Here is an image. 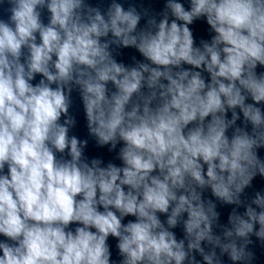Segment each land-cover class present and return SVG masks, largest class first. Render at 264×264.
<instances>
[{"label": "clouds", "instance_id": "9594fccd", "mask_svg": "<svg viewBox=\"0 0 264 264\" xmlns=\"http://www.w3.org/2000/svg\"><path fill=\"white\" fill-rule=\"evenodd\" d=\"M0 10V264H258L264 192L242 197L264 180V0ZM201 20L212 35L197 45ZM89 138L122 166L87 156ZM217 202L235 206L227 224Z\"/></svg>", "mask_w": 264, "mask_h": 264}, {"label": "water", "instance_id": "95a60500", "mask_svg": "<svg viewBox=\"0 0 264 264\" xmlns=\"http://www.w3.org/2000/svg\"><path fill=\"white\" fill-rule=\"evenodd\" d=\"M87 2L93 6H99L102 11H105L111 0H87ZM118 2H121L124 5L125 9H127L129 5H135L138 11L147 9L149 13L153 15L160 13L165 4V0H118ZM47 17L48 13L45 10L42 13V18L45 23H47ZM0 18L7 19V14L3 10H0ZM145 20L146 18H142L139 27H144ZM206 26V23L201 20L196 21L190 27H192L193 33L195 35ZM118 52L119 54L114 53L115 58L118 61H123L126 65H132L134 63L133 57H135L137 60L142 59L139 53H137L134 49H122L118 50ZM38 80L39 76L36 78V82H38ZM71 112L77 119V125L71 130L70 134H74L79 137L86 130V127L82 105L77 92H73V106L71 108Z\"/></svg>", "mask_w": 264, "mask_h": 264}]
</instances>
